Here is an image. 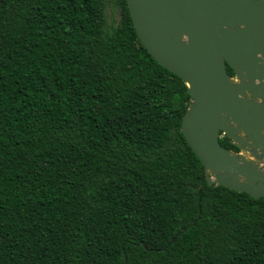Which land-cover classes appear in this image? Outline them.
Listing matches in <instances>:
<instances>
[{
  "label": "trees",
  "instance_id": "16d2710c",
  "mask_svg": "<svg viewBox=\"0 0 264 264\" xmlns=\"http://www.w3.org/2000/svg\"><path fill=\"white\" fill-rule=\"evenodd\" d=\"M107 1L0 0V264H264V197L207 182L186 82Z\"/></svg>",
  "mask_w": 264,
  "mask_h": 264
},
{
  "label": "water",
  "instance_id": "95a60500",
  "mask_svg": "<svg viewBox=\"0 0 264 264\" xmlns=\"http://www.w3.org/2000/svg\"><path fill=\"white\" fill-rule=\"evenodd\" d=\"M127 4L148 51L187 84L181 130L207 182L264 197V0Z\"/></svg>",
  "mask_w": 264,
  "mask_h": 264
},
{
  "label": "rangeland",
  "instance_id": "374dc122",
  "mask_svg": "<svg viewBox=\"0 0 264 264\" xmlns=\"http://www.w3.org/2000/svg\"><path fill=\"white\" fill-rule=\"evenodd\" d=\"M105 11H106L107 19L109 21L117 22L119 20V18H120V10H119V6H118L116 0H108ZM224 135L225 134L222 133L221 137H224ZM252 160H254V162H261L260 160H258L254 156H252Z\"/></svg>",
  "mask_w": 264,
  "mask_h": 264
}]
</instances>
